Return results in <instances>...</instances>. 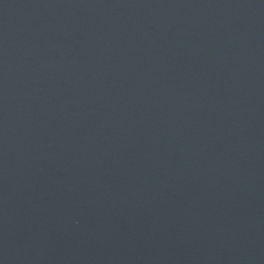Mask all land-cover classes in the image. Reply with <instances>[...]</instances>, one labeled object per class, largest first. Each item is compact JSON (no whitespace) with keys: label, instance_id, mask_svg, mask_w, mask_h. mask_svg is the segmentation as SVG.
Instances as JSON below:
<instances>
[{"label":"water","instance_id":"obj_1","mask_svg":"<svg viewBox=\"0 0 264 264\" xmlns=\"http://www.w3.org/2000/svg\"><path fill=\"white\" fill-rule=\"evenodd\" d=\"M0 264H264V0H0Z\"/></svg>","mask_w":264,"mask_h":264}]
</instances>
